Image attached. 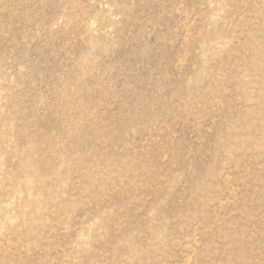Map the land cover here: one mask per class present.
Instances as JSON below:
<instances>
[{"label":"rangeland","instance_id":"rangeland-1","mask_svg":"<svg viewBox=\"0 0 264 264\" xmlns=\"http://www.w3.org/2000/svg\"><path fill=\"white\" fill-rule=\"evenodd\" d=\"M0 264H264V0H0Z\"/></svg>","mask_w":264,"mask_h":264}]
</instances>
